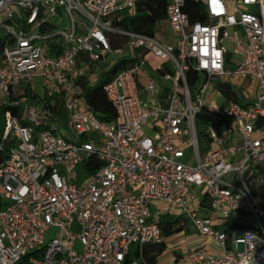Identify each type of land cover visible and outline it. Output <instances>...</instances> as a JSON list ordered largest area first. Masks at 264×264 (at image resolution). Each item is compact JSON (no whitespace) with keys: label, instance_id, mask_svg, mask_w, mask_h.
Instances as JSON below:
<instances>
[{"label":"built area","instance_id":"built-area-1","mask_svg":"<svg viewBox=\"0 0 264 264\" xmlns=\"http://www.w3.org/2000/svg\"><path fill=\"white\" fill-rule=\"evenodd\" d=\"M135 1L0 0V264H121L130 251L137 264L146 245L163 241L159 216L171 209L199 237L184 260L264 264V0H197L206 22H190L185 0H167L174 44L112 25ZM55 36L63 48L50 54ZM113 36L125 43L112 48ZM110 53H125L129 65L102 85L115 110L103 121L83 92L113 64ZM148 54L159 60L155 75ZM228 78L255 89L244 98ZM57 95L63 119L53 112ZM220 99L225 108L210 110ZM203 109L226 122L197 126ZM92 158L101 164L85 169ZM79 163L86 177L75 182ZM232 219L247 228H230Z\"/></svg>","mask_w":264,"mask_h":264},{"label":"trees","instance_id":"trees-1","mask_svg":"<svg viewBox=\"0 0 264 264\" xmlns=\"http://www.w3.org/2000/svg\"><path fill=\"white\" fill-rule=\"evenodd\" d=\"M167 0H136L135 7L132 13L126 11L118 12L112 16V25L135 32L144 33L147 35H154L160 29V26L164 23L166 25V8ZM183 11L189 16L190 22L200 21L206 22L207 17L204 12L203 4L197 0H185ZM119 16V19L116 17ZM48 26H43L42 29L53 27L50 23ZM113 36L110 38L112 48H117L125 43L124 37ZM4 45V38L0 37V64L2 63L1 51ZM49 53L55 54L63 48V44L53 37L48 40ZM129 65V59L123 57L111 65H106L98 82L94 86H84L83 98L87 106L94 112V114L103 121H111L115 117V110L111 103L107 100L102 85L107 82L117 71L125 68ZM195 73L188 71L186 74V81L190 86L195 80ZM225 93L229 95V87H225ZM48 100V99H47ZM49 101V100H48ZM53 112L54 114L63 119L65 117V110L62 106V99L59 95L53 96ZM226 122L225 117H221L215 113H211L205 109L201 110L195 117V123L197 126L201 124L212 125L215 129L219 130L221 125ZM1 130V129H0ZM200 151H205L207 148L205 137L198 136ZM6 149L4 148L0 152V160L5 156ZM101 162L95 158L84 161L83 165L85 169L91 170L93 167H97ZM184 220V222H183ZM159 225L162 231L163 241L158 244H153L150 248L143 251V259L137 264H154V258L159 254L165 246L164 239L170 237L174 233L182 230L185 227V219L182 215L163 214L159 216ZM238 226L241 228H247V225L238 223L232 219L230 228ZM156 247V248H154ZM150 252L151 254H148ZM138 257V253L130 251L121 264H132V261ZM26 258L23 257L17 264H26Z\"/></svg>","mask_w":264,"mask_h":264},{"label":"rangeland","instance_id":"rangeland-1","mask_svg":"<svg viewBox=\"0 0 264 264\" xmlns=\"http://www.w3.org/2000/svg\"><path fill=\"white\" fill-rule=\"evenodd\" d=\"M66 20H67V17L66 18L64 17L63 20H62V23L59 25V27H62L63 25H65L66 24ZM77 31H80V29L78 27H77ZM157 34L161 38L165 39L167 42H170L172 44L175 43V38H174L172 32L169 30L167 23H166V25L163 23L160 26V29L158 30ZM226 46H227L228 49L231 48V45L230 44H227ZM125 55H126L125 53H110L108 55L107 59H108L109 62L114 63V62L118 61L119 59L123 58ZM0 66H3V63H1ZM233 68H234V65L232 63H229V62L226 63V65H225V70L226 71H232ZM153 74H156V73H153ZM228 79H229L230 83L235 84L238 87L239 92L241 93V95L244 98H246V96H247V94H246L247 91H251L252 92L255 89L254 82L252 80H249L248 78H246L244 80L242 78H228ZM216 81L217 80L215 79L214 82H216ZM34 82L36 84V91L39 94L43 93V89L39 86V81L35 79ZM247 98H249V97H247ZM225 106H226V103L223 100L220 99V100H217L216 102L214 101V103L210 104L209 105V109L210 110H215L217 108L223 109V108H225ZM148 121H151V117L148 118ZM59 130H60V133H61V135L63 136L64 139L68 140L70 137H72V133H71L69 127L67 126V121H65L59 127ZM150 131H151V129L149 127L144 126V132L146 134H149ZM67 137H68V139H67ZM185 152L190 155L191 150L190 149H186ZM187 159H188V157H186V156L183 158L184 161L187 160ZM73 173L75 175V178H74L73 181H75V182H80V181H82L86 177V171L83 168L82 163H79L78 165H76L74 167ZM175 213L176 214H180L181 211L179 209H177L175 211ZM244 218L247 221L248 220H251V218L250 217H247V216H245ZM52 231H54V230L52 229ZM184 235L186 237V236L190 235V233L189 232H185ZM184 235L182 237H184ZM175 237L176 236L171 237V238L168 239L169 241L168 240L167 241L170 244H173L171 242H174V243L175 242H178L177 241V238H175ZM76 248H78V249L81 248L80 245H79V243H76ZM133 248H135V247H133ZM154 248H156V247H154ZM238 249L239 250L242 249V245L241 244L238 245Z\"/></svg>","mask_w":264,"mask_h":264},{"label":"crops","instance_id":"crops-1","mask_svg":"<svg viewBox=\"0 0 264 264\" xmlns=\"http://www.w3.org/2000/svg\"><path fill=\"white\" fill-rule=\"evenodd\" d=\"M125 57V56H124ZM146 60H147V65L146 68L148 70V72L150 74L156 73L155 69L153 68V66H156L159 63L158 58H156L155 56L148 54L146 56ZM155 75V74H153ZM165 206V204L160 203L158 205L159 208H163ZM176 209H171V211H167L165 213H161V215L163 214H171V215H182V214H176L175 213ZM183 216V215H182ZM184 217V216H183ZM185 227L174 233L173 235H171L170 237L164 239V249L155 256L154 258V264H200L198 261L197 262H190V261H186L183 258V254L187 251H190L195 245L199 244V237L197 236V231L191 226V224L189 223L188 219L185 218ZM184 222V220H183ZM185 232H189L190 235L186 236L184 235ZM184 235V237H182ZM177 238L178 242H171L173 244H170L168 241L169 238L174 237ZM183 238V239H182ZM168 240V241H167ZM204 244L208 247H213L214 245H212V243L208 240L204 241ZM153 244H149L146 245L144 250L148 248H150V246H152ZM148 254H151L150 252H148ZM144 257V256H143Z\"/></svg>","mask_w":264,"mask_h":264}]
</instances>
